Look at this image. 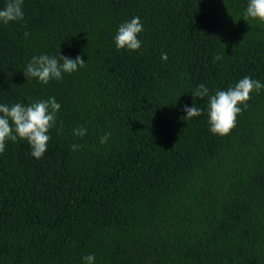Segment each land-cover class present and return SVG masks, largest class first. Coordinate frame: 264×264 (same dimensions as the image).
<instances>
[{
	"label": "trees",
	"instance_id": "1",
	"mask_svg": "<svg viewBox=\"0 0 264 264\" xmlns=\"http://www.w3.org/2000/svg\"><path fill=\"white\" fill-rule=\"evenodd\" d=\"M246 6L23 0V21L0 24V104L61 105L42 158L25 140L0 154V264H264V88L226 136L209 131L208 97L200 116L183 111L201 83L210 95L245 76L264 84V24ZM136 16L141 48L117 50ZM40 54L86 66L26 80Z\"/></svg>",
	"mask_w": 264,
	"mask_h": 264
},
{
	"label": "clouds",
	"instance_id": "2",
	"mask_svg": "<svg viewBox=\"0 0 264 264\" xmlns=\"http://www.w3.org/2000/svg\"><path fill=\"white\" fill-rule=\"evenodd\" d=\"M23 0H6L0 8V24L8 25L11 22H20L24 19ZM242 18L250 25L249 21H258L264 24V0H247V6L242 13ZM143 31V24L138 16L123 22L119 25L114 36V43L117 50L127 49L137 51L141 48V41L138 34ZM25 37L29 35L26 31ZM162 60H167V54L162 53ZM221 55H216L214 61L221 60ZM86 66L81 56L74 59L60 55L50 56L47 54L34 55L27 63L23 72L26 80L35 79L41 84L47 85L50 80L60 81L63 74H71ZM264 84L251 77L245 76L234 86L227 90H217L210 95L209 89L201 83L192 92L193 104L191 107L185 105L183 111L186 113L184 119H192L200 116L202 109L197 107L195 98L203 99L208 97L207 113L209 131L214 135L226 136L236 126L237 116L248 107L247 101L251 99L253 91L259 92ZM243 105V108L241 107ZM61 105L55 97L46 100L33 101L28 105L15 103L11 106L0 104V154L5 151L6 141L16 142L25 140L30 146V154L40 159L47 151L48 142L51 139L50 129L56 126L57 113ZM59 129L57 132L59 134ZM87 129L79 126L73 130V135L84 137ZM111 133L100 137V143L108 142ZM80 145L73 144V151ZM84 264H95V256L88 254L83 257Z\"/></svg>",
	"mask_w": 264,
	"mask_h": 264
}]
</instances>
